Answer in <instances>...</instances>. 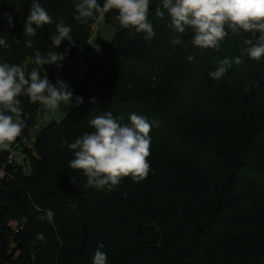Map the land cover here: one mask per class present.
<instances>
[{"label": "trees", "instance_id": "obj_1", "mask_svg": "<svg viewBox=\"0 0 264 264\" xmlns=\"http://www.w3.org/2000/svg\"><path fill=\"white\" fill-rule=\"evenodd\" d=\"M32 2L0 0V38L11 45L0 46V63L30 71L37 55L68 49L62 68L44 65L40 72L55 83L89 48L96 25L116 34L102 60L87 58V76L76 88L83 103L64 120L35 130L42 105L19 98L26 127L15 143L34 135L33 148L24 147L27 159L7 166L0 180V264H92L99 243L108 264H264V56L255 61L242 53L250 34L229 33L219 50L185 48L172 44L181 34L167 11L163 19L155 15L160 0H151V39L122 28L115 10L81 22L75 0H37L53 22L23 37ZM61 21L71 27L74 47L53 46L50 35ZM190 38V31L183 35L185 43ZM224 58L231 66L212 79ZM104 112L123 123L135 113L152 124L147 177H126L111 191L85 188L83 173L69 167L68 145L93 131L89 121ZM15 143L0 151V169ZM49 209L52 223L38 219ZM38 233L45 239L32 249Z\"/></svg>", "mask_w": 264, "mask_h": 264}, {"label": "clouds", "instance_id": "obj_2", "mask_svg": "<svg viewBox=\"0 0 264 264\" xmlns=\"http://www.w3.org/2000/svg\"><path fill=\"white\" fill-rule=\"evenodd\" d=\"M151 0H75V19L87 22L94 17H103L104 14L115 10L114 20L122 28H134L136 32L146 33V38L154 36L153 25L149 21ZM160 7L156 8L155 15L161 19L167 11L170 17V27L177 35L172 44H184L202 49L219 50L220 44L229 33L243 36L247 47L242 49L250 59L259 61L264 56V0H160ZM163 9V10H162ZM7 18L9 27H13V17L7 12L2 13ZM52 18L48 12L33 0L24 25L23 37H33L36 30L43 25L51 24ZM35 26V27H34ZM72 29L63 21L56 24L55 33L50 35L51 42L57 49L63 41L75 46L70 35ZM191 32V38L185 43L183 35ZM19 44L20 41H14ZM31 48L32 41H25ZM0 46L10 48L6 39L0 38ZM69 54L65 49L63 53L50 51L46 56L37 55L34 63L37 67L26 71L21 65L0 63V151H10L13 144L22 135L26 124L22 117L20 97H27L30 102L39 103L44 109L55 115L61 106L72 104L73 92L69 85L57 77L52 83L47 75L43 77L40 72L44 65H56ZM187 59L192 61L194 55L189 54ZM236 64H242L240 57L235 58ZM231 62L224 58L218 62L215 71L209 75L214 80L224 76ZM93 103L95 100L93 98ZM76 105L83 103L81 97H75ZM124 118L115 117L111 112H104L89 121L94 129L85 132L74 143L68 145L73 152L69 167L83 173L86 177L85 188L94 187L113 190L126 177L134 182L145 179L150 171L148 157L150 155L152 124L146 117L131 114L127 123ZM158 124V121H157ZM54 213L47 210L38 217L41 221L53 222ZM44 235L38 233L37 241H43ZM99 243L92 257V264H108L107 254L101 249Z\"/></svg>", "mask_w": 264, "mask_h": 264}, {"label": "rangeland", "instance_id": "obj_3", "mask_svg": "<svg viewBox=\"0 0 264 264\" xmlns=\"http://www.w3.org/2000/svg\"><path fill=\"white\" fill-rule=\"evenodd\" d=\"M115 34V29L111 26L106 25L104 22H101L100 25H96L89 48L86 51L73 56L68 63L69 73L63 81L69 85L70 89L73 92L72 104L68 106L62 105L61 109L55 115L48 113L42 106L41 115L38 122V131L42 130L54 121L60 122L64 120L68 116V114L76 107L75 97H78L76 93L77 85L86 78L89 70L87 58L102 60L105 57L104 47L113 41ZM20 151H22V149H20ZM25 159H27V155L23 153L19 156L18 161L23 163ZM14 226L16 225L14 224Z\"/></svg>", "mask_w": 264, "mask_h": 264}, {"label": "built area", "instance_id": "obj_4", "mask_svg": "<svg viewBox=\"0 0 264 264\" xmlns=\"http://www.w3.org/2000/svg\"><path fill=\"white\" fill-rule=\"evenodd\" d=\"M38 128L39 126L37 125L35 127V130H37ZM33 139L34 135H32L31 138L26 137L21 142L15 143L12 152L8 155L6 159L5 165L0 169V180L6 179L8 177L6 167L15 164L18 161L19 156L24 153V147L33 148ZM20 149H22V151H20ZM27 172L30 173V169H28ZM22 228L23 227L17 228L16 232L18 233Z\"/></svg>", "mask_w": 264, "mask_h": 264}, {"label": "water", "instance_id": "obj_5", "mask_svg": "<svg viewBox=\"0 0 264 264\" xmlns=\"http://www.w3.org/2000/svg\"><path fill=\"white\" fill-rule=\"evenodd\" d=\"M29 247L32 248V249H36L37 247V240L36 239H33L29 242Z\"/></svg>", "mask_w": 264, "mask_h": 264}]
</instances>
